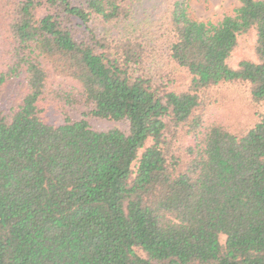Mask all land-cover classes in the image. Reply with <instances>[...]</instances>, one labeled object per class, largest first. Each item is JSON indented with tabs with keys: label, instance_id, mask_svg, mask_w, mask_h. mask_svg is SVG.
I'll return each instance as SVG.
<instances>
[{
	"label": "trees",
	"instance_id": "16d2710c",
	"mask_svg": "<svg viewBox=\"0 0 264 264\" xmlns=\"http://www.w3.org/2000/svg\"><path fill=\"white\" fill-rule=\"evenodd\" d=\"M238 1L205 22L191 0H0V103L28 85L0 111V264H264V112L216 109L227 87L264 105V0Z\"/></svg>",
	"mask_w": 264,
	"mask_h": 264
},
{
	"label": "rangeland",
	"instance_id": "374dc122",
	"mask_svg": "<svg viewBox=\"0 0 264 264\" xmlns=\"http://www.w3.org/2000/svg\"><path fill=\"white\" fill-rule=\"evenodd\" d=\"M241 6L238 0H191V13L199 21H218L224 15L232 14ZM78 27V25H76ZM84 27H78V31H83ZM252 39L243 41L241 47L234 53L229 63L237 67L238 63L252 57ZM174 75L179 86L188 84L189 78L185 73L173 68ZM28 90L27 74L25 70L15 79L9 80L2 89L0 111H11L18 109L23 103V97ZM217 97L216 109L218 118L229 123L235 130L253 125L257 119L256 114L264 112V105L254 106L247 99V92L244 87H227L220 90ZM48 121L60 122L56 111L47 113ZM80 118V113L77 114ZM91 126L97 131H108L120 129L128 131L127 123H114L101 119H90ZM225 238H222V242Z\"/></svg>",
	"mask_w": 264,
	"mask_h": 264
}]
</instances>
